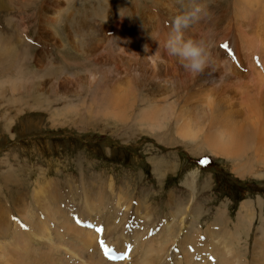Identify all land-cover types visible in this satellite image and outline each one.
<instances>
[{"label":"rangeland","instance_id":"rangeland-1","mask_svg":"<svg viewBox=\"0 0 264 264\" xmlns=\"http://www.w3.org/2000/svg\"><path fill=\"white\" fill-rule=\"evenodd\" d=\"M56 1L53 8L47 9L51 12L47 15L51 22L47 23V19L40 14L45 4L49 5V0H0V37L16 39L21 54L17 61L20 59L18 63L23 65L19 75L14 69L7 70V67L0 72V209L8 216L11 227L5 230L12 232V224L19 220L16 210L31 211L28 201L32 199L35 183L45 180L65 185L60 190L65 195L61 204L68 209L73 208L74 213H78L76 208L82 202V195L94 197L100 189V200L107 207L110 221L115 222V219V224L120 223L126 233L142 227L136 222L134 208L137 201L141 203L142 215L147 210L142 207H149L150 218L147 221L157 226V218L166 215L170 219L168 214L175 209V204L190 200L191 196L181 182L193 173L196 192L191 222L195 225L193 221L196 219L195 222L204 230L218 212H222L225 218H229L227 225L232 232L237 215L241 212L239 210H243L242 213H246L243 227L246 236L240 242V251H246L251 261V249L257 243L256 237L264 234V151L260 162L254 161L251 150L237 159L213 155L205 149L195 152L192 146L196 143L181 138L173 140L175 120H170L167 127L156 133L138 120H103L99 116H89L91 120H78L81 115L69 116L65 112L72 105L83 104L82 99L90 100L89 93L76 89L78 86L75 84L80 83H73V78H81L87 72L97 70L91 68L94 54H90L88 48L78 46L77 50L71 46L74 29L84 27L93 30L102 40L101 49L111 50L116 56L114 58L122 62L127 54L114 46L121 38L114 33L115 29L123 34L122 40L127 48L134 45L136 38L140 43L150 38L151 41L157 40L158 34L152 29L169 30L173 18L169 14L172 0L169 3L160 0L163 6L158 4V7L155 6L156 1L153 4L151 0ZM175 1L179 3L178 7L182 6L181 9L189 6V0ZM231 6L233 0H210L209 16L194 24L195 33L185 30L183 38L205 40L215 59L228 60L238 68L242 65L236 56L234 36L226 33L227 22L233 23L236 19ZM42 28L50 31L49 38L41 37ZM150 30L154 33L152 37ZM51 67L55 73L49 72ZM63 77L69 79L71 86L57 91L52 89V83ZM12 80L20 84L30 81L32 87L27 93H15L8 89L6 83ZM44 82L49 83L42 85ZM2 86L5 88L2 89ZM135 89L138 103L136 101L134 113L144 106L142 100L152 99L148 88L136 86ZM173 99L172 95L167 94V103ZM251 142L255 143L256 138H251ZM201 160L206 163H201ZM81 181L86 184L85 190L80 189ZM109 182L112 191L107 189ZM68 186H73L75 190L69 193ZM118 193L125 199L121 207L115 206L113 201ZM123 206H128L126 213H123ZM242 206L246 208L241 209ZM94 209L97 211L98 207ZM184 214L177 213L176 217L179 219L186 216ZM18 223L17 226L22 225ZM99 227L103 231L102 222H99ZM156 228L150 226L148 233L153 232L154 235L159 230V227ZM261 237L264 239V236ZM263 245L262 242L259 247ZM169 250L172 252L173 245ZM263 250L264 246L260 253L261 262L264 261ZM64 259L71 263L67 256Z\"/></svg>","mask_w":264,"mask_h":264},{"label":"bare ground","instance_id":"bare-ground-1","mask_svg":"<svg viewBox=\"0 0 264 264\" xmlns=\"http://www.w3.org/2000/svg\"><path fill=\"white\" fill-rule=\"evenodd\" d=\"M49 1V5L46 3L40 14L47 19V23L51 22L47 16L51 12L49 13L47 9L53 8V2L57 4L56 0ZM151 1L152 3L156 1L157 7L158 4L163 6L160 0ZM166 2L169 3V0ZM178 5V2L172 0V7L169 8L170 13H168L175 16L186 10ZM230 8H233L232 13L236 19L233 23L227 22L226 33L228 35L232 33L234 36L238 54L236 56L242 67L236 68L237 65L234 67L228 60L214 58L215 70L206 69L196 76L187 73L178 58L168 55L164 49L163 43L169 30L161 31L162 29L153 27V32L158 34L157 40L151 41L150 38L149 41L140 43L136 38L134 45L127 48V44L122 40L123 34L115 29L114 33L121 38L114 46L117 49L121 48L120 50L127 54L123 58L125 61L118 62L111 50L101 49L102 40L93 30L84 27L74 29L71 46L76 49L78 46L88 48V52L94 54L91 68L97 70L87 72L84 77L73 78V83H80L75 84L78 86L76 89L89 93L90 100L88 102L87 99H82L83 104L72 105L73 109H67L66 114L81 115L78 120H91L89 116H99L103 120H138L147 129L156 133L167 127L170 120H175L173 140L181 138L186 142L196 143L192 146L195 152L205 149L213 155L237 159L246 156L251 150L254 161L260 162L261 153L264 151V0H233V6ZM41 30V37H50V31L44 28ZM185 30L195 33L194 25ZM153 32L150 30L151 37L154 35ZM6 39L0 37V72L7 67V70L14 69L17 74L21 73L23 65H19L20 59L17 61L21 56L19 45L16 39L15 41ZM15 60L17 64L14 65ZM36 66L39 68L38 65ZM52 71L51 67L49 72ZM17 79L21 80V78ZM108 81L110 83L107 84ZM6 83L8 89L15 93H27L32 87L30 81L20 84L21 82L12 80L11 83L7 81ZM48 83L44 82L42 85ZM68 85L71 86L69 79L63 77L58 82L52 83V89L63 90ZM136 86L148 88L152 99L142 100L144 106L134 113L137 101ZM4 88L5 86L2 89ZM4 92L6 93V89ZM167 94L172 95L175 100L167 103ZM81 108L83 111H80ZM86 109L88 111H84ZM254 137L256 142L252 143L251 138ZM181 183L191 196L189 201L185 199L180 204H175V209L172 208L173 211L168 214L170 219L166 218V215L162 216L164 219L157 218V226L147 221V218H150L149 207L145 205L142 207L147 209L145 215H142L141 203L137 201L134 208L136 222L142 227H137L130 233H126L120 223L115 224V219H113L115 222L110 221L107 207L100 200L102 190L99 189L94 197L88 194L82 195L80 206L75 207L78 213H74L73 208L68 209L61 204L65 195L60 190H63L65 185L56 181L46 182V180L35 183L31 193L32 199L28 201L31 211L16 210L20 216L18 224L24 225V229L20 228L21 225L17 226V221L11 223L12 232L5 230L11 227L8 216L1 213L2 209H0V264H167V261H170L171 263L168 262L170 264H262L264 262H261L260 254L264 245L262 248L259 247L262 242L264 243L261 237L264 236L263 233L256 237L257 243L251 249V261L248 260L245 250L244 253L240 251L242 249L240 242L246 236L243 229L246 213H242L243 210H239L241 212L237 215V219L235 218L237 223L233 225L232 232L227 225L229 218H225L222 212H218L214 220L202 230L195 222L196 219L193 221L195 225L191 222V210L196 192L194 174L190 173ZM79 185L80 189L85 190L86 184L84 185L83 181ZM72 187L68 186L69 193L75 190ZM107 189L112 191L110 182L107 184ZM124 200L119 193L113 198L117 207H121ZM96 207H98L97 211L94 209ZM127 208L128 206L122 207L123 213L127 212ZM245 208L241 207V209ZM177 213H185L186 216L178 219ZM78 221L91 224L92 230L80 228L76 225ZM99 222L104 225L103 231L99 227ZM145 226L147 227L143 228ZM150 226L159 227V230L154 232V235L153 232L148 233ZM172 245L171 252L169 248ZM105 249H114L124 256L118 261L108 262L101 255ZM66 256L71 263L65 261Z\"/></svg>","mask_w":264,"mask_h":264},{"label":"clouds","instance_id":"clouds-1","mask_svg":"<svg viewBox=\"0 0 264 264\" xmlns=\"http://www.w3.org/2000/svg\"><path fill=\"white\" fill-rule=\"evenodd\" d=\"M209 2L210 0H189L188 8L171 19L168 35L163 43L168 55L177 57L183 69L192 76L201 74L206 69L215 70L210 45L203 39L183 38V30L209 16Z\"/></svg>","mask_w":264,"mask_h":264},{"label":"snow or ice","instance_id":"snow-or-ice-1","mask_svg":"<svg viewBox=\"0 0 264 264\" xmlns=\"http://www.w3.org/2000/svg\"><path fill=\"white\" fill-rule=\"evenodd\" d=\"M222 47H227L226 45H221ZM201 163H206V161L205 160H201L200 161ZM13 219H15V217L13 218ZM78 223H79V221H78ZM21 227H24V225H21ZM105 251L107 252L108 251V249H105Z\"/></svg>","mask_w":264,"mask_h":264}]
</instances>
